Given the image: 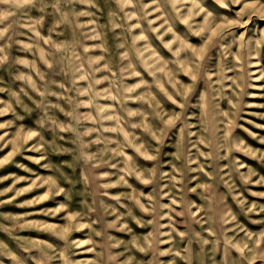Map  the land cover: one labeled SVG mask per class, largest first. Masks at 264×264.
Masks as SVG:
<instances>
[{"label":"rangeland","instance_id":"374dc122","mask_svg":"<svg viewBox=\"0 0 264 264\" xmlns=\"http://www.w3.org/2000/svg\"><path fill=\"white\" fill-rule=\"evenodd\" d=\"M0 264H264V0H0Z\"/></svg>","mask_w":264,"mask_h":264}]
</instances>
